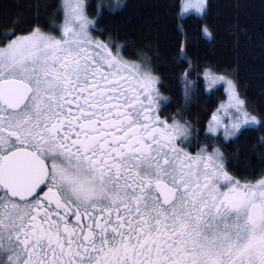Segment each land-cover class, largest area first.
Instances as JSON below:
<instances>
[{
  "label": "snow or ice",
  "instance_id": "1",
  "mask_svg": "<svg viewBox=\"0 0 264 264\" xmlns=\"http://www.w3.org/2000/svg\"><path fill=\"white\" fill-rule=\"evenodd\" d=\"M46 6L59 23L20 11L0 39V264H264V112L235 71L178 44L183 111L218 93L201 132L164 114L154 57L102 25L109 6ZM250 133L258 177L227 151Z\"/></svg>",
  "mask_w": 264,
  "mask_h": 264
},
{
  "label": "trees",
  "instance_id": "2",
  "mask_svg": "<svg viewBox=\"0 0 264 264\" xmlns=\"http://www.w3.org/2000/svg\"><path fill=\"white\" fill-rule=\"evenodd\" d=\"M181 1L120 0L115 8H111L107 0H88V3L93 6V14L97 3H108L112 14H106L101 23L116 32L118 40L129 42L128 53L143 51L154 57L157 73L163 80L160 91L172 98L164 114L183 112L184 118L202 132L204 120L197 119V114H202L218 95L199 93L188 111H183L184 97L179 79L182 66L176 56L178 44L185 38L188 55L197 64L212 62L220 68L234 70L242 93L258 112H264V0H207L203 17L195 13L179 16ZM50 3L51 0H0V39L4 38L3 29L20 11L29 21L38 19L48 28L53 20L59 19L53 17L51 8L46 6ZM205 25L211 36L203 33ZM198 140L208 143L202 134ZM254 142L255 133H250L238 143L227 145V151H239V156L233 158V167L243 175L259 176L262 161L259 150L251 147ZM198 146L194 144V148Z\"/></svg>",
  "mask_w": 264,
  "mask_h": 264
},
{
  "label": "rangeland",
  "instance_id": "3",
  "mask_svg": "<svg viewBox=\"0 0 264 264\" xmlns=\"http://www.w3.org/2000/svg\"><path fill=\"white\" fill-rule=\"evenodd\" d=\"M108 1V3H110L111 4V8H115L116 6H117V4L120 2V0H107ZM107 2L104 4V5H106L107 6V4H108ZM184 3V0H182L181 1V6H182V4ZM181 6H180V10H179V13H180V11H181ZM188 13H195V14H199V13H197L196 12V10L195 9H191V10H187L186 12H185V14L184 15H186V14H188ZM60 20H62V15L59 17V19L58 20H55L57 23H59L60 22ZM52 23V22H51ZM45 29H49V27L48 28H45ZM204 33V32H203ZM208 36V35H207ZM258 177V176H257Z\"/></svg>",
  "mask_w": 264,
  "mask_h": 264
}]
</instances>
